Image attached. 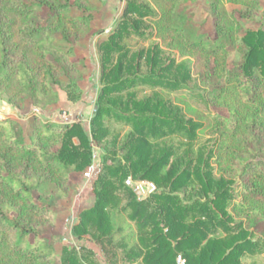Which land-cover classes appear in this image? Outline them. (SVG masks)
Instances as JSON below:
<instances>
[{
    "label": "trees",
    "instance_id": "1",
    "mask_svg": "<svg viewBox=\"0 0 264 264\" xmlns=\"http://www.w3.org/2000/svg\"><path fill=\"white\" fill-rule=\"evenodd\" d=\"M163 1L166 5L162 8L163 15H159L147 2L125 0L119 21L99 44L102 86L97 94L95 114L90 119V134L80 122L42 125L34 133L40 140L54 136L58 147L51 153L42 151L41 157L46 165L83 171L92 164L93 142L100 143L105 136L103 118L130 125L131 130L122 143L124 162L109 164L104 152L99 153L100 170L93 182L95 200L79 212L78 222L72 226L77 240L92 233L98 239L112 241L115 214L125 198L121 210L134 223L140 247L120 244L123 260L138 261V264H177V258H181L185 264H244V258H253L264 251V237L253 236L230 209L264 211V158L263 161L242 158L234 153V148L245 146L246 122L264 129V28L243 32L241 62L222 73L224 83L212 90L214 96H229L237 104L229 109L231 115L223 118L231 127L220 132L216 147L203 144L193 150L197 131L203 123L187 117L180 106L163 94L187 87L192 80L190 61H178L156 41L136 50L127 41L133 37L150 40L153 27L146 21L150 18L163 24V28L186 47L208 57H224L226 50L216 38L208 40L198 32L199 25L190 13L179 12L180 0ZM64 2L52 5L29 0L22 3L18 9L22 14H34L46 8L45 15L34 23L30 35L39 38L42 31L64 15L67 9ZM1 51L5 58L3 46ZM19 74L21 82L23 74L29 77L22 85L34 92V78L24 67ZM12 125L13 122L0 120V139L23 150L26 144L16 137ZM171 136H181L185 140L186 147L181 155H177L176 146L166 143V138ZM35 138L32 137V141ZM228 154H235L241 163L238 174L244 181L239 200L234 190L235 181L215 175L211 164L213 157L222 158ZM127 176L151 181L157 191L148 198L139 199L125 185ZM3 184L19 190L20 194L30 195L29 182L16 174L0 173V185ZM188 187L193 197L184 201L178 192ZM0 223L4 229L15 232L17 250L14 252L19 253L22 264H32L34 258L52 253L51 248H40L37 254L33 253V244L26 243L28 235L35 236L33 228L12 216L1 203ZM80 249L76 254L64 247L58 264H92L88 257L92 251L85 245H80Z\"/></svg>",
    "mask_w": 264,
    "mask_h": 264
},
{
    "label": "rangeland",
    "instance_id": "2",
    "mask_svg": "<svg viewBox=\"0 0 264 264\" xmlns=\"http://www.w3.org/2000/svg\"><path fill=\"white\" fill-rule=\"evenodd\" d=\"M26 1L29 0H0V120L13 122L14 134L26 144L23 150H18L0 139V173L9 172L23 177L29 182L31 192L25 196L8 185H0V203L21 223L33 228L35 236L30 234L26 237V243L34 246L33 253L37 254L40 248H51L49 256L34 258L32 264H58L64 247L79 254L80 245L92 251L88 254L92 264H138V261L127 262L122 258V244L126 243L129 248L140 247L134 223L121 210L125 198L115 214L112 241L98 239L92 233L79 241L72 233L79 212L90 207L95 200L93 182L100 170L99 153L104 152L109 164L124 162L122 143L131 130L130 125L103 118L105 136L100 143L93 142L92 164L83 171L46 165L41 152L56 151L57 139L51 136L40 140L34 133L46 124L80 122L90 134V119L95 114L96 98L102 86L99 44L119 21L125 0H40L52 5L65 1L67 9L47 30L42 31L39 38L29 32L34 23L45 15L46 8L34 14H22L18 9ZM138 1L147 2L159 15H163L162 8L166 5L163 0ZM178 8L180 13L191 14L204 38H216L223 44L226 50L224 57L214 59L186 47L179 38L165 30L163 24L150 18L146 21L153 27L152 38L133 37L127 42L136 50L156 41L161 49L174 55L178 61H190L192 80L187 87L163 94L180 106L187 117L203 123L197 131L193 150L203 144L214 148L220 132L231 127L223 118L229 117V109L237 104L229 96H214L212 90L224 83V72L241 62L244 48L240 38L243 32L264 28V0H180ZM223 32L229 33L224 35ZM21 67L34 78V92L23 87L22 82L28 81L29 77L23 74L21 82ZM246 123L243 130L245 146L234 148V153L242 158L253 157L263 161L264 129ZM166 143L176 146L177 155H181L186 147L181 136L167 137ZM235 154L213 157L211 164L215 175H224L235 181L234 190L239 200L244 179L238 174L241 163ZM178 194L184 201L193 197L189 187ZM148 197L150 195L145 198ZM230 210L237 220L244 222L253 236L264 237V211ZM4 228L0 223V264H22L19 253L14 252L17 250L15 232ZM21 247L25 248V245ZM243 263L264 264V251L253 258H244Z\"/></svg>",
    "mask_w": 264,
    "mask_h": 264
},
{
    "label": "built area",
    "instance_id": "3",
    "mask_svg": "<svg viewBox=\"0 0 264 264\" xmlns=\"http://www.w3.org/2000/svg\"><path fill=\"white\" fill-rule=\"evenodd\" d=\"M124 183L132 189L139 199L152 195L157 189L153 182L144 179L137 180L131 176H127ZM177 264H185V262L183 259L177 258Z\"/></svg>",
    "mask_w": 264,
    "mask_h": 264
}]
</instances>
